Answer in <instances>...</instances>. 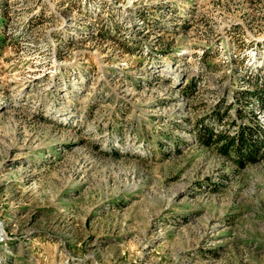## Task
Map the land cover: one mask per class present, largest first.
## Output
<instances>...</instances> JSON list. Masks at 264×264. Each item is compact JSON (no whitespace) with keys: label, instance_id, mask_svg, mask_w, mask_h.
Wrapping results in <instances>:
<instances>
[{"label":"rangeland","instance_id":"rangeland-1","mask_svg":"<svg viewBox=\"0 0 264 264\" xmlns=\"http://www.w3.org/2000/svg\"><path fill=\"white\" fill-rule=\"evenodd\" d=\"M263 39L264 0H0V264H264V156L195 138Z\"/></svg>","mask_w":264,"mask_h":264},{"label":"trees","instance_id":"trees-1","mask_svg":"<svg viewBox=\"0 0 264 264\" xmlns=\"http://www.w3.org/2000/svg\"><path fill=\"white\" fill-rule=\"evenodd\" d=\"M263 45L264 39L256 47L261 48ZM239 70L242 72L240 83L245 86L237 88L235 97L243 103V106L237 109V115L244 122L237 123L231 134L225 133L224 129L215 131L206 125L199 126L195 131V138L207 146L218 141L220 150L242 166L260 159L261 155L264 156V124L256 118V111L264 110V66L251 68L244 64ZM185 84L184 86L189 88L193 81L189 80ZM214 112L218 114L216 110L213 114ZM220 115L218 114V118Z\"/></svg>","mask_w":264,"mask_h":264}]
</instances>
